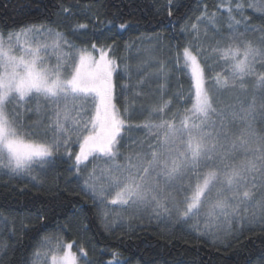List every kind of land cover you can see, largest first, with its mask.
I'll use <instances>...</instances> for the list:
<instances>
[{
    "label": "snow or ice",
    "instance_id": "6c2138e0",
    "mask_svg": "<svg viewBox=\"0 0 264 264\" xmlns=\"http://www.w3.org/2000/svg\"><path fill=\"white\" fill-rule=\"evenodd\" d=\"M141 8L169 35L156 36L134 77L115 38L143 19L127 9ZM186 8L60 0L55 22L0 19V189L51 197L20 221L35 246L10 244L16 217L0 213V232L10 229L0 264H102L83 244L79 254L74 242L47 248L51 232L94 223L108 236L154 223L168 243L195 233L215 252H247L225 264H264V239L250 247L264 235V0L198 4L195 18ZM177 73L187 88L173 89ZM63 192L90 207L62 215Z\"/></svg>",
    "mask_w": 264,
    "mask_h": 264
},
{
    "label": "trees",
    "instance_id": "16d2710c",
    "mask_svg": "<svg viewBox=\"0 0 264 264\" xmlns=\"http://www.w3.org/2000/svg\"><path fill=\"white\" fill-rule=\"evenodd\" d=\"M67 3H75V0H64ZM128 0H124L127 4ZM140 4H151L154 0H134ZM186 5H190L191 10L182 9L181 11H188V15L195 18L198 15L197 5H208V10L213 11V5L216 0H182ZM40 4L41 7L37 8L36 4ZM60 0H0V5H7V7L0 6V19L6 23L15 22H29V21H57L55 12ZM93 3V0H80L81 7L88 6ZM44 6H47V10ZM128 11H135L137 17L143 16V19L133 20V27L131 30L122 33L115 39L120 49L119 55L127 58L130 64L133 76L135 77L137 68L141 66L142 61L148 59L149 49H152L155 45L156 36H163L167 38L168 32H161L160 26L149 15V9L141 8L139 10L127 9ZM251 11V10H249ZM255 16L256 14L253 13ZM83 21L84 18L81 17ZM255 23H259L257 19ZM63 30V29H62ZM91 27L89 32H91ZM201 37H203V28H201ZM177 36L179 33L177 32ZM98 38L102 41L103 37ZM81 39L89 41L90 37L84 36ZM151 41V43L149 42ZM109 43L111 41L109 40ZM133 44L134 47L125 48L126 44ZM173 44L176 41H172ZM158 54V53H157ZM183 83V87L187 88V77H181L179 73L173 78L172 87L174 90H178ZM61 184L63 185V176L61 178ZM74 187V185L72 186ZM63 207L61 214L71 212L75 207L83 205L85 208H89L90 204L79 195H72L67 192L62 193ZM51 197L46 192H39L36 189H25L23 194H20L19 188L16 194L9 195L3 189H0V213L4 215H11L16 217V236L9 239V243H15L19 241L22 244L35 246L40 237H35L36 230L29 227L25 231L28 232V236H25L21 240L20 233L21 223L30 214H34L37 207L40 206V202H48ZM2 223V221H0ZM56 221L53 220L50 229L55 228ZM203 227V225H202ZM155 224L150 227H146L142 232L122 233L120 231L114 232L111 236L104 233L103 229L98 224H93L90 233L77 234L75 231H68L66 235L51 232L50 239H59L66 242H74L75 249L79 254L80 246L83 244L89 253V258L100 259L102 264H110L113 261L126 260L131 258L132 264H225L226 261L232 259H241L247 255V252H241L239 257L232 256L231 253H218L210 249L207 244L201 242L195 238V233L189 236H183L178 234L172 243H168L157 235L161 231L159 228H155ZM10 229H5L0 232V237H8ZM254 245L250 247H256L259 250L260 240L264 239V235L257 232L252 237ZM103 250V251H101ZM32 248H29V252ZM113 251L120 255L114 257Z\"/></svg>",
    "mask_w": 264,
    "mask_h": 264
},
{
    "label": "rangeland",
    "instance_id": "374dc122",
    "mask_svg": "<svg viewBox=\"0 0 264 264\" xmlns=\"http://www.w3.org/2000/svg\"><path fill=\"white\" fill-rule=\"evenodd\" d=\"M67 243H72V242L61 241L59 239H50V244L47 245V248H50L52 250H55L56 247H57V245H60L61 247H63ZM72 251L74 253L78 254L77 250L75 249V246L73 247ZM49 264H50V256H49Z\"/></svg>",
    "mask_w": 264,
    "mask_h": 264
}]
</instances>
